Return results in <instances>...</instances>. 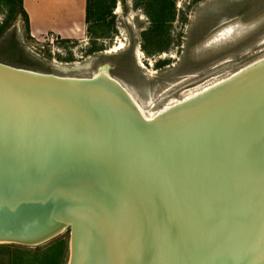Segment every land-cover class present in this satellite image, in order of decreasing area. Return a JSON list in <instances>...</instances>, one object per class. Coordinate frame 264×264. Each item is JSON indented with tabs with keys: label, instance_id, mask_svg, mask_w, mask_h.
Instances as JSON below:
<instances>
[{
	"label": "water",
	"instance_id": "water-1",
	"mask_svg": "<svg viewBox=\"0 0 264 264\" xmlns=\"http://www.w3.org/2000/svg\"><path fill=\"white\" fill-rule=\"evenodd\" d=\"M65 229L66 264H264V55L152 117L0 60V242Z\"/></svg>",
	"mask_w": 264,
	"mask_h": 264
},
{
	"label": "rangeland",
	"instance_id": "rangeland-1",
	"mask_svg": "<svg viewBox=\"0 0 264 264\" xmlns=\"http://www.w3.org/2000/svg\"><path fill=\"white\" fill-rule=\"evenodd\" d=\"M0 2L8 26L1 61L67 75L104 67L147 115L264 55V0H89L94 14L84 34L54 41L20 36L18 1ZM67 257L68 229L33 246L0 242V264H66Z\"/></svg>",
	"mask_w": 264,
	"mask_h": 264
},
{
	"label": "crops",
	"instance_id": "crops-1",
	"mask_svg": "<svg viewBox=\"0 0 264 264\" xmlns=\"http://www.w3.org/2000/svg\"><path fill=\"white\" fill-rule=\"evenodd\" d=\"M87 0H20L22 12L15 16V26L20 36L39 39L51 33L60 39L79 38L85 31ZM4 7L0 3V14ZM27 24H25V16ZM0 20V37L7 25ZM13 24V25H14Z\"/></svg>",
	"mask_w": 264,
	"mask_h": 264
},
{
	"label": "bare ground",
	"instance_id": "bare-ground-1",
	"mask_svg": "<svg viewBox=\"0 0 264 264\" xmlns=\"http://www.w3.org/2000/svg\"><path fill=\"white\" fill-rule=\"evenodd\" d=\"M220 30H221V32H222V30L223 29H219L218 31H217V34H219V33H221L220 32ZM119 45L121 44L120 42L118 43ZM117 45H115V47H116ZM100 68H104V67H99L98 69H100ZM104 70H105V68H104ZM233 72V71H232ZM231 72V73H232ZM95 73V72H94ZM93 74V73H92ZM230 74V73H229ZM67 75V74H66ZM76 76H85V75H76ZM225 77V76H224ZM221 78H223V77H221ZM221 78H219V79H221ZM219 79H217V80H219ZM216 80V81H217ZM122 82V81H121ZM213 82H215V81H213ZM212 82V83H213ZM123 83V82H122ZM124 84V83H123ZM209 84H211V83H209ZM209 84H207V85H209ZM125 85V84H124ZM207 85H205L204 87H206ZM126 86V85H125ZM204 87H202V88H204ZM127 88V87H126ZM201 88V89H202ZM128 89V88H127ZM200 89H198L197 91H199ZM128 91L131 93V91L128 89ZM197 91H195V92H193V94L194 93H196ZM193 94H190V95H186V96H184L183 98H181V99H185L186 97H189V96H191V95H193ZM131 95L133 96V98H134V100H135V102H136V104H137V106L139 107V109H140V111L142 112V114L145 116V117H152L153 115H147V114H145V112L143 111V109L140 107V105L138 104V102H137V100H136V98L134 97V95L131 93ZM181 99H179L178 101H180ZM175 102H177V101H175ZM174 103V102H173ZM172 104V103H171ZM171 104H169V105H171ZM168 104H166V105H164L163 107H161L158 111H161L162 109H164V108H166L167 106H169ZM157 111V112H158ZM156 112V113H157Z\"/></svg>",
	"mask_w": 264,
	"mask_h": 264
},
{
	"label": "trees",
	"instance_id": "trees-1",
	"mask_svg": "<svg viewBox=\"0 0 264 264\" xmlns=\"http://www.w3.org/2000/svg\"><path fill=\"white\" fill-rule=\"evenodd\" d=\"M18 1V11L19 12H22L24 14V12L22 11L21 7H20V0H17ZM1 3V2H0ZM2 4V3H1ZM92 14H94V11L91 10L90 8V4H89V0L86 1V13H85V21L87 22L91 17H92ZM25 16V15H24ZM25 24H27V18L25 16Z\"/></svg>",
	"mask_w": 264,
	"mask_h": 264
},
{
	"label": "built area",
	"instance_id": "built-area-1",
	"mask_svg": "<svg viewBox=\"0 0 264 264\" xmlns=\"http://www.w3.org/2000/svg\"><path fill=\"white\" fill-rule=\"evenodd\" d=\"M44 40H49V41H54V40H58L60 39L59 37L52 35L51 33H45L44 35H42V37Z\"/></svg>",
	"mask_w": 264,
	"mask_h": 264
}]
</instances>
